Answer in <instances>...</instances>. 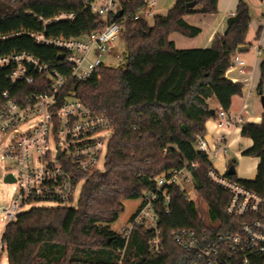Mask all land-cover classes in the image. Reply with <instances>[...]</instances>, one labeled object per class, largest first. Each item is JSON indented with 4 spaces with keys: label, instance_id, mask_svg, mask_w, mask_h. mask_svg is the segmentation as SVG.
<instances>
[{
    "label": "trees",
    "instance_id": "obj_1",
    "mask_svg": "<svg viewBox=\"0 0 264 264\" xmlns=\"http://www.w3.org/2000/svg\"><path fill=\"white\" fill-rule=\"evenodd\" d=\"M121 1L124 64L100 66L96 74L82 81L71 79L63 92H73L85 106L111 121L113 134L103 171L85 176L75 207H32L6 225L1 243L8 264H112L116 250L123 245V232L113 231L111 225L123 213L124 202L141 200L144 193L156 191L154 178L173 170L189 172L207 209L208 222L185 191L173 187L169 214H161L163 252L149 255L143 243L146 233L133 229L127 264H187L190 256L174 244L173 231L192 228L216 234L230 231L236 222L224 213L228 192L207 178L212 163L195 151L194 143L206 134V122L216 115L209 101L215 99L222 110L229 111L232 98L241 95V84L227 79L225 73L237 49L247 45L248 6L239 0L225 32L215 35L210 48L177 50L170 34L195 37L200 32L183 17L216 13L218 0H176L165 15L154 16L151 26L133 18L142 0ZM191 1L196 5L188 8ZM63 11L73 12L75 19L47 25L38 19ZM104 24L85 7L84 0H0V35L8 36L0 41V56L27 53L69 74L70 68L59 63L57 49L36 44L29 36L10 35L31 31L74 38L89 35ZM259 69L257 96L264 95V60ZM35 78L34 85L13 87L0 70V90L42 91L40 84L48 81L46 76L36 74ZM240 136L252 142L243 155L258 159L257 174L254 180L230 178L264 194V116L260 123H244ZM229 165L234 166V161Z\"/></svg>",
    "mask_w": 264,
    "mask_h": 264
},
{
    "label": "built area",
    "instance_id": "obj_2",
    "mask_svg": "<svg viewBox=\"0 0 264 264\" xmlns=\"http://www.w3.org/2000/svg\"><path fill=\"white\" fill-rule=\"evenodd\" d=\"M242 1L248 8L258 11L261 27H264V0ZM157 2L142 0L133 18L144 21L154 18ZM84 5L105 22L102 28L89 35L53 38L43 32L31 31L10 35L29 36L36 44L57 49L59 56H63L59 63L70 68L69 74H62L51 64L42 63L27 53L0 56V70L5 71L6 80L13 87L21 83L34 85L36 74H44L48 80L40 84V88H44L42 91L28 94L0 90V136L4 138L9 132L17 133L0 151V170H3L4 177L11 175L14 182L10 184H15L13 201L0 210V221L4 225L1 236L6 225L15 222L34 203L46 201L55 206L75 207L85 176L103 171L100 160L104 159V168L113 134L111 121L85 106L73 92L67 95L63 92L71 79L85 80L96 74L100 66H105L102 58L115 50V41L122 33L124 7L121 0H84ZM118 11L123 12L120 18L115 17ZM38 19L43 25L70 22L75 19V14L63 11L49 19ZM7 37L0 35V41ZM256 55H264V48L257 47ZM230 70L241 75L245 73V64L237 54L231 59L227 71ZM246 106L237 115L222 109L217 111L213 118L216 133L210 141L198 136L194 143L195 151L205 155L211 163L215 158L224 160L232 131L241 130L246 122H261V116L248 114ZM22 127L25 128L18 133ZM51 143L55 144L54 148L50 147ZM7 161L13 162L14 166H7ZM224 167L220 174L212 164L206 176L228 192L224 213L236 220L231 230L213 234L207 230L198 232L192 228H181L173 231L172 240L190 256L187 264H264V194L231 179L227 175L229 163ZM192 168H196L195 165ZM154 180L156 191L144 193L128 227L122 231L123 245L116 250L112 264H127L133 229L146 233L143 243L149 255L156 257L163 252L161 214H169L170 190L175 186L184 190L181 182L192 180L185 169L167 172ZM2 252L5 248L0 237V256Z\"/></svg>",
    "mask_w": 264,
    "mask_h": 264
},
{
    "label": "rangeland",
    "instance_id": "obj_3",
    "mask_svg": "<svg viewBox=\"0 0 264 264\" xmlns=\"http://www.w3.org/2000/svg\"><path fill=\"white\" fill-rule=\"evenodd\" d=\"M176 0H158L156 7L154 8V13L156 15H165L168 10H170ZM239 0H223V3H220V5L224 4V7L222 6V9H227L229 11V7L232 8L233 5H236ZM250 17L251 22L249 25V30L246 36V42L248 44L247 51L242 52L239 54L240 58L248 65L253 64L254 61L259 60L260 56L256 55V49H257V40L255 36V27L254 24L259 18L258 11L250 7ZM229 13V12H228ZM148 24L151 26L153 24V18L148 19ZM125 54H126V46L125 41L123 39V35L117 38L115 41V50L111 52V54H108L102 58V61L104 65L108 68H117L124 64L125 62ZM116 56H119L118 58ZM264 56V55H262ZM261 56V57H262ZM256 98V97H255ZM256 109L259 114L262 113V109L260 106V102L256 99ZM25 127H22L18 129V133L21 132ZM240 133V132H239ZM238 134V141L235 143V146L230 148L226 154V157L224 160L215 158L212 160V164L215 168V170L222 174L224 172L223 166L224 164H228L230 161H234V168H235V176L237 179L240 180H254L257 174V165H258V159L254 157H249L243 155V152L251 147V143L246 138H241L240 134ZM17 133L9 132L4 138H1L0 136V151L8 144V142L13 139ZM55 144L51 143L50 147L54 148ZM239 153V154H237ZM1 156V155H0ZM225 161V162H224ZM103 162L104 159L102 158L100 160V169L103 170ZM7 166H14L13 162L7 161ZM4 172L1 169L0 170V210L7 205H9L15 196V184H8L4 183L3 181ZM183 189L185 190V193H188V200H191L195 202L197 207L201 210L202 213H204V219L206 222H208V216H207V209L205 207L204 202L199 198V195L197 192H195L193 188L192 181H183L181 182ZM77 191V195L78 192ZM140 205V200H127L124 202V211L120 215L119 219L111 225V229L115 232L122 233L123 229L128 227L130 218ZM54 203L46 202V201H40L37 203H34L30 207H54ZM3 222L0 221V237L1 232L3 229ZM0 264H8L7 263V255L5 252H2L0 256Z\"/></svg>",
    "mask_w": 264,
    "mask_h": 264
},
{
    "label": "crops",
    "instance_id": "obj_4",
    "mask_svg": "<svg viewBox=\"0 0 264 264\" xmlns=\"http://www.w3.org/2000/svg\"><path fill=\"white\" fill-rule=\"evenodd\" d=\"M239 2V1H238ZM223 0H218L217 3V12L208 15L202 14H192V15H185L183 20L186 24L198 28L199 33L195 37H186L179 33H172L169 36V40L173 42L175 48L177 50H192V49H208L211 47L212 41L217 34H223L227 28V19L228 17L235 11L237 4L233 5L232 8L229 7V11L227 9H222ZM229 12V13H228ZM254 31L256 36V46L264 48V27L261 28V23L258 20L254 24ZM260 30L259 35L257 36V31ZM247 43V42H246ZM244 47L243 52L247 51L248 44ZM242 53V52H241ZM240 60H242L239 56L240 53H236ZM257 56V55H255ZM262 56V55H261ZM259 60L253 62V64L248 65L245 64V73L244 75L239 74L236 70H230L225 73V77L233 82L239 83L242 86L241 95L235 96L232 98L231 108L228 113L237 115L241 114L243 110V106H246V111L248 114L253 116H261L256 109V99L259 101V96L255 93L256 87L258 85L260 79V63L264 60V56L261 57ZM256 97V98H255ZM210 107L215 110L216 112L221 110L219 104L216 102L215 99H211L209 101ZM238 131H232L231 135L229 136L230 148L235 146V143L238 141ZM216 133L214 120L210 119L206 122V134L204 137L210 141L211 138ZM240 134V133H239ZM241 137V136H240ZM242 138V137H241ZM252 144L251 140L248 139ZM239 154V153H237ZM223 170L225 167L223 166Z\"/></svg>",
    "mask_w": 264,
    "mask_h": 264
},
{
    "label": "water",
    "instance_id": "obj_5",
    "mask_svg": "<svg viewBox=\"0 0 264 264\" xmlns=\"http://www.w3.org/2000/svg\"><path fill=\"white\" fill-rule=\"evenodd\" d=\"M195 5H196V1H191V2H188V3L186 4V6H187L188 8H192V7H194ZM122 13H123L122 11H118V12L115 14V17H116V18H120V17L122 16ZM243 49H244V47H239V48L237 49V53H241V52H243ZM58 59H59V60H62V59H63V56L60 55V56L58 57ZM259 102H260V106H261V109H262V115H261V116H264V95L259 96ZM212 113H213V111H212ZM235 174H236V172H235V168H234V166H230V167L228 168V170H227V175H228V176H233V175H235ZM3 181H4V183H8V184L14 182V180H13V178H12L11 175H7V176H5V177L3 178Z\"/></svg>",
    "mask_w": 264,
    "mask_h": 264
}]
</instances>
